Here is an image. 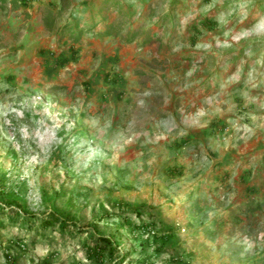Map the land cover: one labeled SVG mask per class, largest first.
Returning <instances> with one entry per match:
<instances>
[{
  "label": "rangeland",
  "instance_id": "374dc122",
  "mask_svg": "<svg viewBox=\"0 0 264 264\" xmlns=\"http://www.w3.org/2000/svg\"><path fill=\"white\" fill-rule=\"evenodd\" d=\"M0 264H264V0H0Z\"/></svg>",
  "mask_w": 264,
  "mask_h": 264
},
{
  "label": "trees",
  "instance_id": "16d2710c",
  "mask_svg": "<svg viewBox=\"0 0 264 264\" xmlns=\"http://www.w3.org/2000/svg\"><path fill=\"white\" fill-rule=\"evenodd\" d=\"M107 34V33H106ZM108 35V34H107ZM77 53L76 52H74V55H76ZM68 61V59L67 58H64L63 59V61H61V63H65V62H67ZM138 215H140V213H138ZM47 225V224H46ZM150 225H155V223H150ZM101 240H103L104 242H106V243H108V244H111V241L109 240V238H106V237H101ZM97 249H98V251H101V249L99 248V247H97L96 248V252H98L97 251ZM9 258V256L7 255V259ZM8 261H10V260H8Z\"/></svg>",
  "mask_w": 264,
  "mask_h": 264
}]
</instances>
